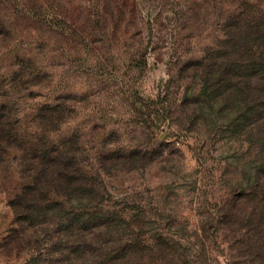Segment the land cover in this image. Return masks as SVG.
Instances as JSON below:
<instances>
[{"label": "rangeland", "instance_id": "374dc122", "mask_svg": "<svg viewBox=\"0 0 264 264\" xmlns=\"http://www.w3.org/2000/svg\"><path fill=\"white\" fill-rule=\"evenodd\" d=\"M260 19L264 0H0V264H78L70 211L108 214L116 264H264L261 103L204 81L229 24Z\"/></svg>", "mask_w": 264, "mask_h": 264}, {"label": "trees", "instance_id": "16d2710c", "mask_svg": "<svg viewBox=\"0 0 264 264\" xmlns=\"http://www.w3.org/2000/svg\"><path fill=\"white\" fill-rule=\"evenodd\" d=\"M253 22L241 21L229 24V27L239 26L241 36L227 33L228 39L233 38L229 43L228 50H223L224 61L218 63L211 70H205L206 83L210 82V77L215 74V79L224 89L245 94L246 97L255 95L261 103L260 118H264V20L260 19ZM254 28L253 30H251ZM251 34L249 36L248 34ZM222 56V54H220ZM218 56V57H220ZM217 58V57H215ZM215 79H212L215 80ZM209 80V81H208ZM0 118V126H2ZM61 173L55 171L63 180L67 181V187L77 185L72 171ZM56 175V176H57ZM32 202H35L32 200ZM108 214L84 213L70 211L66 213V225L58 231V234L66 241L65 251L72 256L71 262L77 261L78 264H116V256L112 254V246L100 245V233L103 229H110L112 221ZM88 216V217H86ZM32 222L38 220L32 215ZM29 221V219H28ZM104 233V232H103ZM127 247V246H126ZM125 247V249H126ZM128 248L121 258L125 257ZM124 259V258H123ZM74 264V263H72ZM77 264V263H75Z\"/></svg>", "mask_w": 264, "mask_h": 264}]
</instances>
